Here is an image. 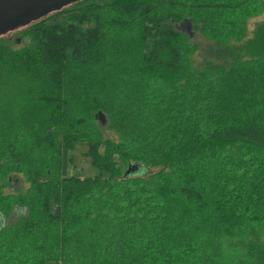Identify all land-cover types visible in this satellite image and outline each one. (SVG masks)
<instances>
[{
    "label": "trees",
    "instance_id": "1",
    "mask_svg": "<svg viewBox=\"0 0 264 264\" xmlns=\"http://www.w3.org/2000/svg\"><path fill=\"white\" fill-rule=\"evenodd\" d=\"M253 2L73 0L0 35V264H264Z\"/></svg>",
    "mask_w": 264,
    "mask_h": 264
},
{
    "label": "rangeland",
    "instance_id": "2",
    "mask_svg": "<svg viewBox=\"0 0 264 264\" xmlns=\"http://www.w3.org/2000/svg\"><path fill=\"white\" fill-rule=\"evenodd\" d=\"M37 1L47 2L48 4H50V2H52L50 0H37ZM47 3H45V4H47ZM257 3H259V7H262L263 9H262L261 14H259L257 16L249 17V19H248V28L249 29L253 26V24L256 20L264 19V0H254V2L251 4L250 12L252 11L253 13H255V12H259L261 10L259 8L255 9V5ZM45 4H43V5H45ZM61 4H63V3L61 1L59 2V0L54 2V3H51L50 5L47 6V10L45 12H43L42 14H44L46 12L47 13L51 12L53 9H55V7L60 8ZM261 4H262V6H261ZM33 7H35V6H29V10H27L26 12L31 11L33 9ZM27 14L28 13H22V15H20V18H23V15H27ZM42 14H39V15H42ZM36 18H37V16H36ZM34 19H35V17H34ZM30 20H33V17H30L29 19L25 20L23 23L16 25L14 30L10 29L9 31L7 30V31H4L3 33L0 34V35L9 36L7 38V40H8L7 42H8V45L11 46V48L17 47V46H22L23 44H26L28 42L29 35H24L22 33V31L27 28V26H28L27 24L30 23L29 22ZM176 25L178 28H180L182 30L189 31V32L191 30L190 25H187L185 21H182L179 23L177 22ZM104 134L111 136V137H114L113 132L108 130V129H106ZM73 143H74L73 147H71V149L69 150L71 160H69L68 171L76 173L80 176L95 174L97 172V169L90 164V161H89L90 159L85 154L86 146H87L86 142L74 141ZM13 176L14 175H12V178H13ZM42 264H54V262H46V263H42Z\"/></svg>",
    "mask_w": 264,
    "mask_h": 264
},
{
    "label": "water",
    "instance_id": "3",
    "mask_svg": "<svg viewBox=\"0 0 264 264\" xmlns=\"http://www.w3.org/2000/svg\"><path fill=\"white\" fill-rule=\"evenodd\" d=\"M50 1H52L50 2L51 4L58 0H50ZM60 1L63 3L61 4L63 6L65 5V3L66 4L70 3L73 0H59V2ZM45 3L47 2H39L37 0H0V34L3 33L4 31L14 29L16 25L23 23L25 20L29 19L30 17H33V19L34 17L36 18V16L39 17L40 16L39 14L45 12L47 10V6L50 5L48 3L47 4ZM29 6H35V7H33L31 11L26 12L27 10H29ZM55 9L58 8L55 7ZM22 13H28V14L23 15V18H20V15H22ZM97 116L103 119V115L99 111L97 112ZM136 166H137L136 164H129L125 169V173L129 169L134 168Z\"/></svg>",
    "mask_w": 264,
    "mask_h": 264
}]
</instances>
